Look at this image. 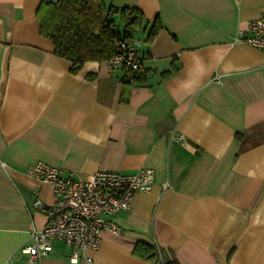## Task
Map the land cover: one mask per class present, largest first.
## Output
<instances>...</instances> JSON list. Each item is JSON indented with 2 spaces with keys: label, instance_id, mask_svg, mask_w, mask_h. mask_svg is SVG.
Instances as JSON below:
<instances>
[{
  "label": "crops",
  "instance_id": "0c3cea01",
  "mask_svg": "<svg viewBox=\"0 0 264 264\" xmlns=\"http://www.w3.org/2000/svg\"><path fill=\"white\" fill-rule=\"evenodd\" d=\"M41 2L0 0V264H158L156 248L163 264H264V51L236 42L264 0H103L161 25L134 36L141 83L105 60L73 72L40 32ZM38 161L83 180L150 167L154 184L98 249L72 263L54 240L31 261L21 249L47 221L34 202H55L28 174Z\"/></svg>",
  "mask_w": 264,
  "mask_h": 264
},
{
  "label": "built area",
  "instance_id": "2783aa9c",
  "mask_svg": "<svg viewBox=\"0 0 264 264\" xmlns=\"http://www.w3.org/2000/svg\"><path fill=\"white\" fill-rule=\"evenodd\" d=\"M236 42L264 51V17L250 21L247 30L238 33ZM142 44L139 38L120 40L115 44L117 53L105 61L113 70L139 71L144 59ZM28 174L49 183L55 196L52 205L40 199L34 202L36 208L45 211L47 221L42 228L31 231L28 242L21 249L31 261L51 251L54 240L71 247L72 263L77 262L80 249H98L103 231L119 232V226L111 217L128 210L133 195L149 192L154 184V170L150 167L132 173L98 170L90 179L83 180L72 172L62 175L59 168L38 161L29 167ZM156 254L161 264L163 253L156 248Z\"/></svg>",
  "mask_w": 264,
  "mask_h": 264
},
{
  "label": "trees",
  "instance_id": "16d2710c",
  "mask_svg": "<svg viewBox=\"0 0 264 264\" xmlns=\"http://www.w3.org/2000/svg\"><path fill=\"white\" fill-rule=\"evenodd\" d=\"M38 16L40 32L52 40L56 56L72 63L73 72L87 61L113 56L118 51L115 45L118 41H130L138 33L150 43L161 26L157 20L151 24L145 21L135 8H107L103 0H57L56 3L42 0ZM140 70L127 72L123 80L127 83L145 81L144 72ZM174 71L167 70L161 75L166 77ZM135 249L137 253V247ZM148 253L153 257L150 247Z\"/></svg>",
  "mask_w": 264,
  "mask_h": 264
},
{
  "label": "water",
  "instance_id": "95a60500",
  "mask_svg": "<svg viewBox=\"0 0 264 264\" xmlns=\"http://www.w3.org/2000/svg\"><path fill=\"white\" fill-rule=\"evenodd\" d=\"M47 2H50V3H56L57 0H46Z\"/></svg>",
  "mask_w": 264,
  "mask_h": 264
}]
</instances>
